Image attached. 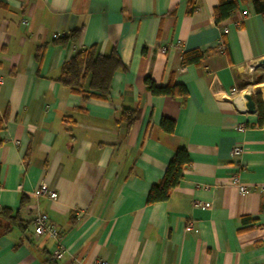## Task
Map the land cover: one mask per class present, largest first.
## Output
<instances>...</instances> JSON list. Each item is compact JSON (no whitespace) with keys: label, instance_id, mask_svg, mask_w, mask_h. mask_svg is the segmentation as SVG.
Here are the masks:
<instances>
[{"label":"crops","instance_id":"1","mask_svg":"<svg viewBox=\"0 0 264 264\" xmlns=\"http://www.w3.org/2000/svg\"><path fill=\"white\" fill-rule=\"evenodd\" d=\"M237 1L216 22L218 0H0V207L31 221L21 242L16 230L0 237V264H42L58 247L57 264H264V123L245 109V91L242 106L230 92L264 58V11ZM80 26L75 41L54 43ZM92 45L115 48L127 66L106 100L55 79ZM196 49L200 63L182 65ZM146 76L183 84L186 103L152 95ZM125 108L139 109L128 130ZM162 118L174 121L172 133ZM235 145L242 152L232 157ZM176 147L190 160L182 178L166 200L146 204ZM233 174L252 189L231 185ZM42 181L55 199L33 196ZM38 213L57 238L34 234Z\"/></svg>","mask_w":264,"mask_h":264},{"label":"trees","instance_id":"2","mask_svg":"<svg viewBox=\"0 0 264 264\" xmlns=\"http://www.w3.org/2000/svg\"><path fill=\"white\" fill-rule=\"evenodd\" d=\"M253 5L257 11H264V0H253ZM193 7V6H192ZM238 8L237 0H218V3L213 7V16L216 22H220L232 15ZM82 27L74 28L60 38L54 39V43H65L67 41H75L81 32ZM44 47H38L34 54L37 61V66L42 61ZM204 56L201 50H190L184 52L181 56V64H196L198 65ZM127 66L123 63L120 55L113 48L108 54H100L96 51L95 45L84 48L73 54L59 69L55 79L61 85L67 87L71 92L80 94L83 99L97 98L106 100L110 95L111 81L116 71H126ZM146 89L152 95L169 96L180 100L183 106L187 99V89L181 84L170 79L166 85L157 84L149 76L144 78ZM241 88V84L239 83ZM257 124L264 123V105L261 99L256 100ZM8 112L5 110L0 114V132L3 129ZM139 109L125 108L122 110L120 119L125 123V128L128 130L135 120L138 118ZM174 121L170 118H162L160 127L166 133H172L174 130ZM2 138L0 135V144ZM189 157L184 147H176L171 155L164 173L159 181L153 183L146 196V204H152L166 200L171 191L178 185L182 178V170L189 163ZM27 199L22 194L20 196V207L25 205ZM247 218H243L245 221ZM31 221L24 220L19 213V209H13L9 206L0 207V237L9 235L12 232L19 231L21 239L28 238L27 230ZM20 242L15 243L17 246ZM42 264H57L56 260L46 257Z\"/></svg>","mask_w":264,"mask_h":264},{"label":"built area","instance_id":"3","mask_svg":"<svg viewBox=\"0 0 264 264\" xmlns=\"http://www.w3.org/2000/svg\"><path fill=\"white\" fill-rule=\"evenodd\" d=\"M243 16L247 15L246 11L242 12ZM1 81V78H0ZM230 92L233 95H236L238 93L237 88H232L230 90ZM242 152V148L239 145H235L232 150H231V156L232 157H236L239 156ZM229 182L231 185L235 186L240 192L243 193H247L249 192L252 188L244 183H242L240 181V178L238 176V174H233L231 175ZM259 189L261 191L264 192V186H260ZM33 196H47L50 199H55L57 194L56 192L49 188L48 185L46 184V182L42 181L40 182L36 188L33 190L32 192ZM205 206H208L207 203L204 204ZM189 228H191V224L188 226ZM34 234L36 235H42V234H46L49 237L52 238H57L58 237V231L56 229V227L54 226V224L52 222H50V220L48 219L47 215L44 213H38L35 217L34 220V228H33ZM61 253V249L60 247H58L54 252H53V259H57L60 256ZM99 264H103V263H99Z\"/></svg>","mask_w":264,"mask_h":264},{"label":"rangeland","instance_id":"4","mask_svg":"<svg viewBox=\"0 0 264 264\" xmlns=\"http://www.w3.org/2000/svg\"><path fill=\"white\" fill-rule=\"evenodd\" d=\"M241 88L237 89L238 95L245 91L250 93L256 100L261 99L264 105V68L257 65V63L246 65L240 71Z\"/></svg>","mask_w":264,"mask_h":264},{"label":"water","instance_id":"5","mask_svg":"<svg viewBox=\"0 0 264 264\" xmlns=\"http://www.w3.org/2000/svg\"><path fill=\"white\" fill-rule=\"evenodd\" d=\"M257 65L264 68V58L260 59ZM242 97L244 99L245 109L248 112H256V101L252 97V95L250 93L245 92L244 94H242Z\"/></svg>","mask_w":264,"mask_h":264},{"label":"bare ground","instance_id":"6","mask_svg":"<svg viewBox=\"0 0 264 264\" xmlns=\"http://www.w3.org/2000/svg\"><path fill=\"white\" fill-rule=\"evenodd\" d=\"M235 101L239 104V106H242V102H241L240 95H237V96L235 97Z\"/></svg>","mask_w":264,"mask_h":264}]
</instances>
